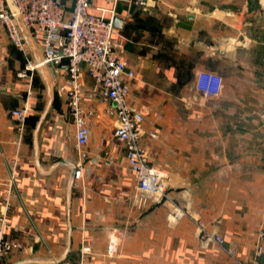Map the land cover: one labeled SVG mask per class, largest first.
<instances>
[{
    "label": "crops",
    "instance_id": "crops-1",
    "mask_svg": "<svg viewBox=\"0 0 264 264\" xmlns=\"http://www.w3.org/2000/svg\"><path fill=\"white\" fill-rule=\"evenodd\" d=\"M263 1L96 0L106 16L124 19L115 38L134 72L128 102L144 115L140 144L149 164L168 172V198L144 204L115 118L85 68L81 105L90 115L79 149L61 72L38 67L0 26V212L21 244L3 264H246L258 244L264 264ZM202 70L222 77L218 95L195 89ZM23 106L20 130L10 111ZM194 218L224 246L201 248Z\"/></svg>",
    "mask_w": 264,
    "mask_h": 264
},
{
    "label": "built area",
    "instance_id": "built-area-1",
    "mask_svg": "<svg viewBox=\"0 0 264 264\" xmlns=\"http://www.w3.org/2000/svg\"><path fill=\"white\" fill-rule=\"evenodd\" d=\"M134 4L138 7L152 6L154 0H113ZM96 0H0V26L6 31L11 43L25 52L24 30L42 49L41 64L54 66L61 72L62 83L58 91L63 94L68 113L75 125V145L81 149L88 140L86 116L81 105L82 69L92 79L91 92H99L108 102V113L115 118L114 136L123 144L125 161L132 171L136 184L135 195L139 204L148 199L168 198V172L150 165L146 149L141 146L144 115L128 102L129 82L134 78L127 61L118 53L119 44L115 28L111 24L112 10L106 16L96 7ZM92 8L100 10L99 14ZM195 89L204 97L218 95L222 89V77L211 71L202 70L196 74ZM27 107L14 108L10 114L22 130L27 116ZM264 122V110L260 112ZM155 137L156 133L148 131ZM81 155L85 153L81 151ZM78 175V174H77ZM184 210L173 213L176 221ZM196 234L201 248L210 244L224 246V238L215 228L209 227L199 218H194ZM9 224L6 212H0V264L6 254L21 248V244L10 238L6 230ZM264 237V233H259ZM233 255V250L228 251ZM262 246L254 249L253 258L246 264H260L258 257ZM60 264H85L60 262Z\"/></svg>",
    "mask_w": 264,
    "mask_h": 264
},
{
    "label": "water",
    "instance_id": "water-1",
    "mask_svg": "<svg viewBox=\"0 0 264 264\" xmlns=\"http://www.w3.org/2000/svg\"><path fill=\"white\" fill-rule=\"evenodd\" d=\"M9 6L11 9H13V7L10 4V0H7ZM124 22V19L117 16V15H113L111 17V24L112 26L115 27H120L122 25V23ZM24 34V41L25 44L29 47V49L31 50L32 54H33V58H34V63L38 66L41 67L43 66V64H41V56L38 55L37 51L32 47V41H31V37L28 35V33L24 30L23 32Z\"/></svg>",
    "mask_w": 264,
    "mask_h": 264
},
{
    "label": "rangeland",
    "instance_id": "rangeland-1",
    "mask_svg": "<svg viewBox=\"0 0 264 264\" xmlns=\"http://www.w3.org/2000/svg\"><path fill=\"white\" fill-rule=\"evenodd\" d=\"M263 2H264V1H263ZM262 110H264V109H262ZM262 110H261V111H262ZM261 111H260V112H261ZM260 112H259V114H260ZM263 123H264V122H263Z\"/></svg>",
    "mask_w": 264,
    "mask_h": 264
},
{
    "label": "trees",
    "instance_id": "trees-1",
    "mask_svg": "<svg viewBox=\"0 0 264 264\" xmlns=\"http://www.w3.org/2000/svg\"><path fill=\"white\" fill-rule=\"evenodd\" d=\"M26 119H27V116H26ZM25 123H26V121H25Z\"/></svg>",
    "mask_w": 264,
    "mask_h": 264
}]
</instances>
